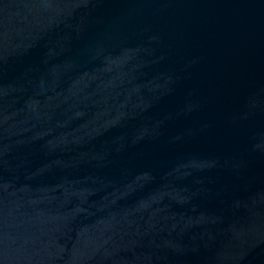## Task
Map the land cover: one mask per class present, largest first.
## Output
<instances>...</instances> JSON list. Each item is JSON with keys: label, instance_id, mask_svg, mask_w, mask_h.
Returning a JSON list of instances; mask_svg holds the SVG:
<instances>
[{"label": "water", "instance_id": "water-1", "mask_svg": "<svg viewBox=\"0 0 264 264\" xmlns=\"http://www.w3.org/2000/svg\"><path fill=\"white\" fill-rule=\"evenodd\" d=\"M0 264H264V0H0Z\"/></svg>", "mask_w": 264, "mask_h": 264}]
</instances>
